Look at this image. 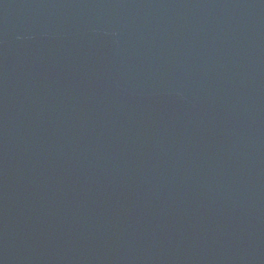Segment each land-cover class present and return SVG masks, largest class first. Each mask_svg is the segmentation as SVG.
I'll return each mask as SVG.
<instances>
[{
    "label": "water",
    "instance_id": "obj_1",
    "mask_svg": "<svg viewBox=\"0 0 264 264\" xmlns=\"http://www.w3.org/2000/svg\"><path fill=\"white\" fill-rule=\"evenodd\" d=\"M0 264H264V0H0Z\"/></svg>",
    "mask_w": 264,
    "mask_h": 264
}]
</instances>
